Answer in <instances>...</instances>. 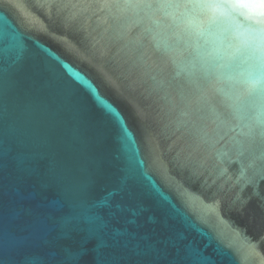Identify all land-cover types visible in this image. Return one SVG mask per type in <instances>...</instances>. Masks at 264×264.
Listing matches in <instances>:
<instances>
[{
	"label": "water",
	"instance_id": "1",
	"mask_svg": "<svg viewBox=\"0 0 264 264\" xmlns=\"http://www.w3.org/2000/svg\"><path fill=\"white\" fill-rule=\"evenodd\" d=\"M0 264H264V4L0 0Z\"/></svg>",
	"mask_w": 264,
	"mask_h": 264
},
{
	"label": "snow or ice",
	"instance_id": "2",
	"mask_svg": "<svg viewBox=\"0 0 264 264\" xmlns=\"http://www.w3.org/2000/svg\"><path fill=\"white\" fill-rule=\"evenodd\" d=\"M260 3L264 4V0H260ZM102 206L103 202L100 201L96 202V205L94 207H90L85 203L73 201L70 209L71 215L69 216V221L71 222L72 220L83 218L91 225H99L101 223V217L96 214L95 208ZM102 243L103 242L101 241L95 247L102 246ZM79 255L82 259L84 256L87 255V250H81Z\"/></svg>",
	"mask_w": 264,
	"mask_h": 264
}]
</instances>
